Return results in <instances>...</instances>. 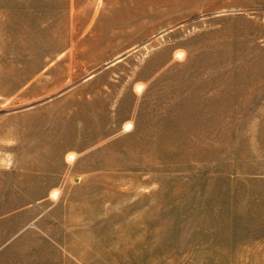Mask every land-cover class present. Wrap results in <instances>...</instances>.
Instances as JSON below:
<instances>
[{
    "label": "rangeland",
    "instance_id": "rangeland-1",
    "mask_svg": "<svg viewBox=\"0 0 264 264\" xmlns=\"http://www.w3.org/2000/svg\"><path fill=\"white\" fill-rule=\"evenodd\" d=\"M257 1L158 0L156 28L142 30L148 38L118 44L106 53L111 60L77 75L76 64L59 57L69 52L72 0H0V132L7 117L113 106L107 139L67 158L108 168L92 175L87 203L67 213L56 206L55 222L36 217L43 206L14 219L0 207V264H264ZM107 5L95 1L99 15ZM124 47L125 57L103 67ZM119 104H135L134 116L115 118ZM52 197L63 199L59 191ZM21 226L25 236L15 242ZM43 230L60 234V246L39 237Z\"/></svg>",
    "mask_w": 264,
    "mask_h": 264
},
{
    "label": "crops",
    "instance_id": "crops-1",
    "mask_svg": "<svg viewBox=\"0 0 264 264\" xmlns=\"http://www.w3.org/2000/svg\"><path fill=\"white\" fill-rule=\"evenodd\" d=\"M95 1L72 0L68 5L72 28L67 42L69 52L63 50L59 57L75 63L81 70L77 75H84L88 67L91 71L93 67L88 65L91 62L111 60L106 53L116 51L118 44L134 46L150 36L151 27L156 28L158 0H108L102 15H99L102 4L96 7ZM257 3L264 4V0ZM147 28L150 30L142 34ZM129 48L124 47L113 58ZM135 108V104L131 107L119 104L115 118H124L130 112L134 116ZM111 109L110 104H76L71 116L5 118V127L0 132V207L7 209L8 219H14L11 216L14 213L27 214L30 205H38L43 207L37 210L36 217L46 215L55 222L56 206L65 208L67 213L73 204L87 203L86 192L92 196V175L102 176L108 168L100 166L94 170L81 160L70 164L67 158L71 152L81 157L93 142L107 139ZM54 191H59L63 199H54ZM20 228L10 237H17L15 242L25 236L24 226ZM38 236L60 246L57 241L60 234L54 231L43 230Z\"/></svg>",
    "mask_w": 264,
    "mask_h": 264
},
{
    "label": "water",
    "instance_id": "water-1",
    "mask_svg": "<svg viewBox=\"0 0 264 264\" xmlns=\"http://www.w3.org/2000/svg\"><path fill=\"white\" fill-rule=\"evenodd\" d=\"M126 55H127V54H125V55H123V56H120L119 58L110 61L108 64L104 65L103 67H106V66H108V65H110V64H112V63H114L115 61H117V60H119V59L125 57ZM103 67H102V68H103ZM102 68H100L99 70H101ZM99 70H98V71H99Z\"/></svg>",
    "mask_w": 264,
    "mask_h": 264
},
{
    "label": "bare ground",
    "instance_id": "bare-ground-1",
    "mask_svg": "<svg viewBox=\"0 0 264 264\" xmlns=\"http://www.w3.org/2000/svg\"><path fill=\"white\" fill-rule=\"evenodd\" d=\"M103 2V0H100V3H102Z\"/></svg>",
    "mask_w": 264,
    "mask_h": 264
}]
</instances>
